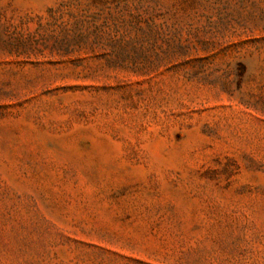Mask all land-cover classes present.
Listing matches in <instances>:
<instances>
[{
	"label": "rangeland",
	"instance_id": "obj_1",
	"mask_svg": "<svg viewBox=\"0 0 264 264\" xmlns=\"http://www.w3.org/2000/svg\"><path fill=\"white\" fill-rule=\"evenodd\" d=\"M0 264H264V0H0Z\"/></svg>",
	"mask_w": 264,
	"mask_h": 264
}]
</instances>
